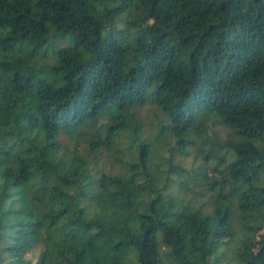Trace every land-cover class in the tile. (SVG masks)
Wrapping results in <instances>:
<instances>
[{"label": "trees", "instance_id": "16d2710c", "mask_svg": "<svg viewBox=\"0 0 264 264\" xmlns=\"http://www.w3.org/2000/svg\"><path fill=\"white\" fill-rule=\"evenodd\" d=\"M101 119L135 157L93 178ZM0 264H264V0H0Z\"/></svg>", "mask_w": 264, "mask_h": 264}, {"label": "rangeland", "instance_id": "374dc122", "mask_svg": "<svg viewBox=\"0 0 264 264\" xmlns=\"http://www.w3.org/2000/svg\"><path fill=\"white\" fill-rule=\"evenodd\" d=\"M157 108L158 107L150 100L145 106L134 111V116L137 120L136 133L138 135L145 136L151 144V156L149 159V167L151 170H155V166H158L159 168L163 169L165 167V159L167 158V148L162 144V136H160L158 133L160 125L164 124L165 122V118L162 116V111L160 112V109ZM105 122H107L106 119H101L97 121L93 127L84 129L86 135L76 134L72 137L69 135L62 136V141H64V144L70 151L68 158L74 155L77 160H82L88 167L90 175L93 178H97L101 170L111 171L113 174H121L122 171L120 168V164L123 162L125 163L127 160L134 159L135 157V152L131 148V137H129L130 135L127 132L125 134L129 138H123L122 140L116 141L117 145L114 146V156L113 150L111 151V153H107L105 150L103 152H94L91 155L87 153V145L82 138L90 137L94 129L99 128V126ZM217 126L218 125L214 126V131L220 132V134L223 135L224 130H221V128ZM210 135H212V132L210 133ZM195 154L196 152L193 149L189 152V155L187 156H178L174 158V163L177 162L186 169L191 166H196V164L199 162V158H194ZM195 179L198 184H200V182L205 181L201 175L195 177ZM204 191L206 192V188L204 189ZM173 193L175 192L173 191ZM201 194H204L203 190L201 191ZM262 232L263 230H258L256 232V240L253 243L254 248H257L261 244ZM37 256L38 252L34 251L30 252L27 255V258L30 259L31 262H35Z\"/></svg>", "mask_w": 264, "mask_h": 264}]
</instances>
